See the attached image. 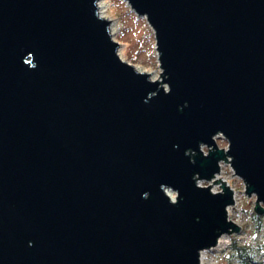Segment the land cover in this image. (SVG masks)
I'll list each match as a JSON object with an SVG mask.
<instances>
[{
	"label": "water",
	"instance_id": "95a60500",
	"mask_svg": "<svg viewBox=\"0 0 264 264\" xmlns=\"http://www.w3.org/2000/svg\"><path fill=\"white\" fill-rule=\"evenodd\" d=\"M126 1L160 80L98 0H0V264H200L242 230L197 183L228 157L264 214V0Z\"/></svg>",
	"mask_w": 264,
	"mask_h": 264
},
{
	"label": "rangeland",
	"instance_id": "374dc122",
	"mask_svg": "<svg viewBox=\"0 0 264 264\" xmlns=\"http://www.w3.org/2000/svg\"><path fill=\"white\" fill-rule=\"evenodd\" d=\"M98 3L101 5V8L98 10L99 15L104 14L107 17L106 19L111 21L110 32L111 34L115 32V34H112V37L120 43L118 53L121 58L133 64L137 70L148 72L153 79L160 80L162 69L159 62V52L156 47L155 33L147 19L143 16H138L126 0H98ZM217 140L221 147H225L228 144L227 140L223 137ZM226 171V175L232 179V184H236L240 190H243V180L234 176L230 167L227 166ZM175 196L176 194L173 193L172 198ZM241 204L246 231L240 239V244H254L255 242L256 244H263L264 239L262 235L258 240L254 238L255 224L252 221L255 207L254 197H249L243 193ZM235 238V236L231 237V245H227L222 250V253L213 249L204 251V264H241L240 261L231 259L229 256V254L233 253L232 243ZM227 239L228 237L223 236V241H220V243H226ZM256 260L264 264V252H261Z\"/></svg>",
	"mask_w": 264,
	"mask_h": 264
},
{
	"label": "built area",
	"instance_id": "2783aa9c",
	"mask_svg": "<svg viewBox=\"0 0 264 264\" xmlns=\"http://www.w3.org/2000/svg\"><path fill=\"white\" fill-rule=\"evenodd\" d=\"M222 137H223V136L221 135V136L217 137V139H218V138H222ZM223 138H224V137H223ZM224 139H225V138H224ZM217 141H218V140H217ZM220 147H221V146H220ZM205 148H207V150H205ZM221 148H224L225 150H228V148H229V144H227V146H225V147H221ZM209 149H210V148L207 147V146H202V150L204 151L205 154H208ZM231 160H232L231 157H228V162H229V163L225 162V160L220 161V168H221V170H220V174H219V173L216 174L215 177H214L213 179H211V180L198 179V180H197L198 185H200V186H210V185H211V186H212V187H211V190H212L214 193H219V192H223V187H220V186H222V184H214V181H216V180H218V179L221 178V180H222L223 182L226 181L227 186H229V187L233 190V197H234V202H235V203L227 207V214H228V218H229V220H231L233 223L239 225V226L242 228V230H241L240 233H232V234H229V235H224V236L228 237L226 243H223V244L220 243V241H223V240H222L223 237H221V238L219 239V242H218L217 246L214 247V248H212V249H213V250H218L219 252L221 251V253H222V250H223L225 247H227V245H231V237H232V236H235V237H236L235 239H236L237 241L240 242L241 237L244 235V233H245V231H246V230H245V227H244L245 220H244V218H243L242 204H241V203H242V198H243V193L246 194V195H248V194L246 193V190H247V189H246V184L244 183L243 190H240V189L236 186V184H232V182H231L232 179H230V178L226 175V173H227V171H226V167L228 166V167H230L231 172H233L234 176L238 177V176L235 174V171H234V169H233V167H232ZM238 178H239V177H238ZM243 182H244V181H243ZM249 197H252V198L254 197V199H255V204H256V201H257L256 196L253 195V196H249ZM254 208H255V207H254ZM205 251H206V250H205ZM201 253H202V255H203L204 251H202ZM202 255H201V261H202ZM200 264H204V261H203V263L200 262Z\"/></svg>",
	"mask_w": 264,
	"mask_h": 264
},
{
	"label": "trees",
	"instance_id": "16d2710c",
	"mask_svg": "<svg viewBox=\"0 0 264 264\" xmlns=\"http://www.w3.org/2000/svg\"><path fill=\"white\" fill-rule=\"evenodd\" d=\"M252 221L255 224L254 238L258 240L262 235L264 239V214H258L255 210L252 214ZM232 254H229L231 259H237L241 264H261L257 261V256L264 252V243L256 242L254 244L241 245L236 239L232 243Z\"/></svg>",
	"mask_w": 264,
	"mask_h": 264
},
{
	"label": "bare ground",
	"instance_id": "6f19581e",
	"mask_svg": "<svg viewBox=\"0 0 264 264\" xmlns=\"http://www.w3.org/2000/svg\"><path fill=\"white\" fill-rule=\"evenodd\" d=\"M98 7L101 8V5H99V3H98ZM102 7H103V6H102ZM101 12H103V11H101ZM101 16H102L103 18H107L104 14H103V15L101 14ZM112 30H113V29H112ZM112 34H115V32H112ZM169 194H170L171 197L173 196V193H172L171 191H169ZM201 255H202V253H201ZM203 256H204V255H202V261H201L202 263H203V261H204V259H203L204 257H203Z\"/></svg>",
	"mask_w": 264,
	"mask_h": 264
}]
</instances>
